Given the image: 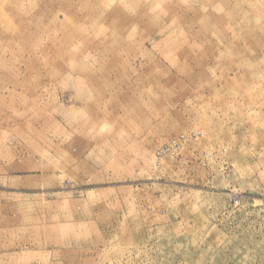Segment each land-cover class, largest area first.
I'll use <instances>...</instances> for the list:
<instances>
[{
	"label": "rangeland",
	"instance_id": "1",
	"mask_svg": "<svg viewBox=\"0 0 264 264\" xmlns=\"http://www.w3.org/2000/svg\"><path fill=\"white\" fill-rule=\"evenodd\" d=\"M0 264H264V0H0Z\"/></svg>",
	"mask_w": 264,
	"mask_h": 264
}]
</instances>
